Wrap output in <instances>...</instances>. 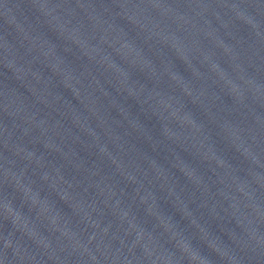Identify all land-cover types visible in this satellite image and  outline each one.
<instances>
[{
	"label": "water",
	"instance_id": "1",
	"mask_svg": "<svg viewBox=\"0 0 264 264\" xmlns=\"http://www.w3.org/2000/svg\"><path fill=\"white\" fill-rule=\"evenodd\" d=\"M0 127L127 264H264V0H0Z\"/></svg>",
	"mask_w": 264,
	"mask_h": 264
},
{
	"label": "clouds",
	"instance_id": "2",
	"mask_svg": "<svg viewBox=\"0 0 264 264\" xmlns=\"http://www.w3.org/2000/svg\"><path fill=\"white\" fill-rule=\"evenodd\" d=\"M197 257H195V255H193V259H196Z\"/></svg>",
	"mask_w": 264,
	"mask_h": 264
}]
</instances>
